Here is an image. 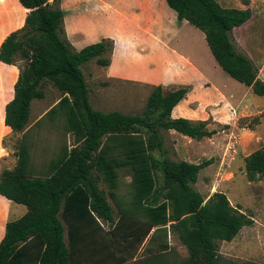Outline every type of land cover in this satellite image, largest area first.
I'll return each mask as SVG.
<instances>
[{"label": "trees", "instance_id": "1", "mask_svg": "<svg viewBox=\"0 0 264 264\" xmlns=\"http://www.w3.org/2000/svg\"><path fill=\"white\" fill-rule=\"evenodd\" d=\"M15 1L27 16L24 26L2 42L0 62L24 63L14 98L3 108L5 125L22 136L15 167L0 169V195L25 206L27 213L7 223L0 264H126L145 243L147 255L167 251L170 232L187 248L189 264H220L219 243L232 242L254 221L233 207L226 194L217 192L206 200L193 188L213 159L191 164L168 156L163 132L174 130L196 141L219 133L208 121L172 118L189 88L153 86L142 116L96 111L82 66L95 60L108 67L115 42L103 39L77 51L66 38L61 0ZM165 2L179 21L205 35L223 71L264 96L259 67L237 51L232 39L234 29L252 18L250 9L226 8L217 0ZM45 80L62 98L29 127L32 102L45 98ZM46 122L53 127L62 123L64 140L55 157L36 167L35 138ZM244 162L250 182L262 179L264 146ZM122 175L131 179L125 193Z\"/></svg>", "mask_w": 264, "mask_h": 264}, {"label": "rangeland", "instance_id": "2", "mask_svg": "<svg viewBox=\"0 0 264 264\" xmlns=\"http://www.w3.org/2000/svg\"><path fill=\"white\" fill-rule=\"evenodd\" d=\"M14 1L0 0V22L5 17L6 6H11L15 12L14 14L17 16L16 23L0 30V43L10 33L11 29L21 28L25 21L27 12ZM217 1L226 8H239L241 10L250 8L252 18L241 28L234 29L232 39L237 51L241 55L251 60L263 61L264 0ZM115 2L118 10H121L122 7V10H125L127 9L126 7L133 6L134 10H132L134 14L130 16L133 32H138L142 35L147 33L149 27H155L158 42L170 51L173 49L172 52L176 56L178 55L177 57L184 59L182 50L186 51L187 44H185V41L193 43L190 48L195 55L194 58L201 65L212 90L209 91L207 88L202 87L201 89L196 88L197 90L194 91L188 104H191L189 107L194 111L192 116L196 120H208L209 128L217 129L219 133L211 139L205 138L203 141L193 143L184 141L177 135L164 133L165 146L169 157L175 162L191 161L198 164L213 158L214 163L200 172L198 182L192 185L193 188L206 200L217 192L226 194L233 207L240 208L244 214L254 221L251 227L242 229L232 242L219 243L220 264H264V177L258 181L250 182L246 176L244 162L246 156L264 146V141L262 140L264 129H262L261 133L257 128L261 123L260 113L252 111L249 107L250 105L244 108L245 104L242 102L235 104L247 99L248 95L245 91L247 87L243 85L238 87L235 85L239 84L238 82L233 81L219 68L213 66L212 58L207 51L206 45L203 43V33L195 29V27L190 25L185 26L177 20L176 13L168 7L166 2H163L164 8H162V10L165 9V12L158 9L156 17L148 15L145 0H115ZM252 2L255 3L252 4ZM103 3L109 4V0H103ZM250 4L252 5L249 6ZM164 17L168 20V22L166 21L167 23H165ZM160 32L166 34L172 42L178 38L182 50L172 44L170 47V41L166 42V38H159L158 34ZM17 65L13 69L0 67V138L4 134L2 124L3 108L12 98L14 86L17 82V75L18 73L20 74L19 67L23 66L24 63L20 61ZM164 67L162 66V70L158 72L161 76L164 75ZM82 69L89 86L91 105L96 111L102 113L119 112L132 116L143 115L147 108L153 86L132 81L109 79L106 76L105 69L100 67L95 60L85 63ZM182 72L179 69L174 71V74L179 76ZM179 81L180 78L177 83ZM195 82H198V80L196 79ZM165 88L169 91L175 87L168 86ZM215 88H218L229 98H232L230 104L227 101H222L223 96L218 100L212 95V93L215 94ZM42 89L45 93V98L41 100L37 99L33 103L28 122L29 127L40 120L58 103L63 95L48 80L44 81ZM252 96H254L253 93ZM224 103L225 107L223 111ZM258 119L259 122H257ZM224 125H228L229 127L222 131L221 128ZM21 136L22 134H13L4 139L5 143L3 145L9 149V153L2 156L3 150L0 146V169H13L15 167L17 161L15 152ZM35 139L33 161L36 167H40L57 154L64 140L62 123L53 127L46 122V126L39 132L38 138L36 137ZM68 141L70 144L72 141L71 137H68ZM156 179L158 184L163 185L160 173H157ZM121 180L120 190L125 193L131 179L122 175ZM0 203L2 205L5 204L2 199H0ZM110 203L114 208L115 216H117L116 206L111 199ZM17 206L23 207L21 205ZM168 242L169 249L165 251L164 255L158 253V255L164 256L161 260H158V263L189 264L188 250L177 235L170 232ZM147 246L148 244L145 243L138 257L147 255L145 252ZM132 262L133 260L129 264H135Z\"/></svg>", "mask_w": 264, "mask_h": 264}, {"label": "crops", "instance_id": "3", "mask_svg": "<svg viewBox=\"0 0 264 264\" xmlns=\"http://www.w3.org/2000/svg\"><path fill=\"white\" fill-rule=\"evenodd\" d=\"M163 2L165 3V0H162V2L161 0H145V5L146 8L148 9V15L150 17L151 16L156 17L158 9L164 11L165 9L162 10V8H164ZM253 3L255 2H252V4ZM17 4L20 5V3ZM252 4H250L249 6H251ZM61 7L65 12L64 27H65L66 38L77 51H81L83 48L89 45L99 43L103 39H112L115 42V47L111 55L110 65L108 67H102L106 71L105 73L107 78L112 80L132 81L136 83L148 84L151 86L161 85L164 88L168 86H173L175 88L187 87L189 88L188 95L186 99L180 102V104L173 110L172 118L174 119L184 118L192 122L208 121V120H196L192 116L194 111L189 107L191 104H188L189 101L191 100L192 95L194 94V91L197 90L196 88L201 89L202 87V88H207V90L209 91L212 90L209 80L204 74L201 65L194 58L195 55L190 48V46H192L193 43L185 41V44H187V48L185 47L186 51H184L181 49V45H180L181 43L178 42V38L176 41L172 42L169 40L166 34L160 32L158 34L159 38L162 39L166 38L165 39L166 42L170 41L169 42L170 47L172 44L178 46V48L182 50L184 54V59L177 57L178 55L176 56L174 52H172L173 49H171L170 51L166 49L161 43L158 42L157 30L155 27H149L147 33L142 35L138 32H133V30L131 29L132 22H130V16L134 14L133 6L132 5L128 6L126 7L127 9L124 8L125 10H122L123 9L122 7L121 10H118L115 0H109V4H104L103 0H61ZM14 13L15 12L13 11V8L11 6H6V14L3 21L0 22V30L1 29L3 30L9 25L16 23L17 16ZM174 13L176 12L174 11ZM173 16L176 17L177 14L176 16L175 15ZM164 18H165L164 19L165 23H167L168 20L166 19V17ZM180 22H182V24L185 26L190 25L186 21H180ZM24 24L25 21L23 23V26ZM18 29H11L10 33ZM202 37H203V43L204 45H206L207 51L210 57L212 58L213 66L219 68L223 73H225L228 77H230L225 71H223V69L218 65V63L214 59L207 45L204 34L202 35ZM4 40L5 38L1 41L0 46ZM252 62H254V64L259 67L260 69L259 78L262 81H264V60L259 62L258 60L253 59ZM0 65H1L0 67H4L5 69L15 68V66L6 65L1 62ZM162 66H165L163 76H161L160 73L158 74V72L162 70L161 69ZM179 69L183 72L179 76H177L176 74H174V71ZM18 76L19 73L17 75V80H18ZM179 78L180 81L177 83ZM230 78L233 79L232 77ZM196 79L198 80V82H195ZM233 81L236 80L233 79ZM206 85L208 86L206 87ZM235 85L241 87L240 85L243 84L239 83ZM214 91L215 94L212 93L213 96H215L218 100L221 99L220 97L223 96L222 101L223 102L227 101L230 104L232 98H229L224 92H222L218 88H215ZM245 91L246 94L248 95L247 96L248 100L247 99L241 100L235 104L242 102L245 104L244 108L250 105L249 107L252 109V111L261 114V123L258 125L257 128L258 131H261L262 133V129H264V96H258L254 94L252 89L249 87L245 88ZM252 93L254 94V96H252ZM13 94L12 97L14 98ZM13 98H11V100ZM34 102L35 100L32 102V105ZM224 107H225V103L222 108L223 111H224ZM230 118L232 119V117ZM3 130H4V134L2 135V138H0V146L1 149L3 150L2 156H5L6 154L9 153V149H7L3 145V141L6 137L13 135V132L10 129V127H7L5 125V112L3 115ZM164 133H169V135H177L184 141H188L192 143L196 142V140L186 137L174 130L163 132V137H164ZM262 140L264 141V136H262ZM164 146H165V138H164ZM185 162L191 164H197L191 161H185ZM0 199H2V201L5 202L4 205L0 203V243H1V241L4 239L6 235L7 223L11 220H17L23 217L27 213V208L23 205L21 206L25 208L17 206L18 204L12 203L11 201L7 200L5 197L1 195H0ZM164 253L162 254L164 255ZM163 255L154 254V255L140 256L134 259L132 263L157 264L158 260H161L164 257ZM126 264H129V262ZM158 264H160V262Z\"/></svg>", "mask_w": 264, "mask_h": 264}, {"label": "bare ground", "instance_id": "4", "mask_svg": "<svg viewBox=\"0 0 264 264\" xmlns=\"http://www.w3.org/2000/svg\"><path fill=\"white\" fill-rule=\"evenodd\" d=\"M244 86V85H243Z\"/></svg>", "mask_w": 264, "mask_h": 264}]
</instances>
